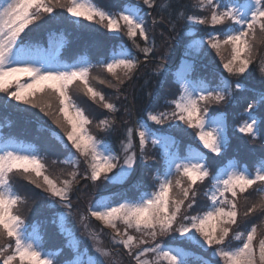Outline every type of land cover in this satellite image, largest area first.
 Here are the masks:
<instances>
[{
	"label": "snow or ice",
	"instance_id": "1",
	"mask_svg": "<svg viewBox=\"0 0 264 264\" xmlns=\"http://www.w3.org/2000/svg\"><path fill=\"white\" fill-rule=\"evenodd\" d=\"M139 2L149 9L157 6V0ZM169 6V0H164L159 7L163 12ZM192 6L207 11L208 15L186 14L180 9L173 19L169 12L166 25L169 31H175L180 20L191 22L192 26L212 27L230 22L222 33L212 32L206 37L193 38L189 49L197 53L205 47L215 50L228 75L240 77L254 63L257 45L264 43V0H231L227 4L222 0H193ZM58 9L63 11L58 12ZM65 13L81 27L98 24L117 37L122 33L131 41L132 48L143 54L145 61L156 47L155 41L150 40L145 13L139 4L125 5L120 12L112 13L93 0H0V93L4 94L6 103L16 101L17 106L37 108L52 119L63 131V136L57 132H52V136L69 149L68 155L58 162L72 168L65 178L54 177L49 174L38 150L31 146H12L10 139H0V241H8L0 242V264H56L55 258L63 252V248L46 249L39 225H26L25 219L18 214L19 206L27 200L12 183L13 174L22 175L67 209L54 221L65 236V247L73 253V258L64 264H105L104 258L110 257L111 252L102 246L98 233L88 232L95 255L85 260L86 253L80 252L79 241L64 228L72 215L71 195L82 180L93 184L101 180L113 184L126 181L135 170L138 154L145 165L150 160L155 163V157L149 158L145 154L149 143L153 148H160L163 162L160 173L153 177L158 181L155 190L137 188L138 198L122 197L121 202L114 203L104 197L91 201L87 215H80L81 222L91 217L112 229V242L127 250L135 264H189V253L184 248L166 246L161 241L162 237L173 233L177 234L173 239L210 251L217 264H264V159L257 162L252 172L238 162L229 161L213 173L204 151L189 146L186 154L181 155L179 150H172L176 147L174 138L159 128L153 131L149 125L150 121L153 125H167L181 131L194 130V139L203 149L220 155L227 148L228 137L223 119L211 115L209 108L224 103L243 85L221 77L212 86L207 81H189L187 74L182 73L177 80L179 95L170 101L172 110L147 111L146 116L136 120L133 126L124 128L118 154L111 143L90 131L92 120L73 99L72 86L77 85L84 95L107 110L110 115L97 121L96 127L100 131H111L116 125L115 114L120 109L91 81L95 79L115 89L119 98L121 86L132 80L142 61L132 48L120 43L113 45L106 60L95 65L84 58L71 64L64 63L58 55L51 54L53 49L59 53L65 47L67 40L63 33H50L47 48L24 42L22 34H26L30 26L45 19L63 18ZM85 21L89 23L85 25ZM152 23H165L163 15L154 18ZM225 51H228V57L224 55ZM94 67L102 68L112 79L93 77ZM163 69L164 65L158 64L153 72L159 73ZM259 70L264 75V59L259 63ZM147 95L151 96V93ZM258 105H264V92L247 104L244 111L249 119L238 128L240 133L253 139L258 136L260 122L252 113ZM81 158L86 165L83 174L79 170ZM114 169L118 171L113 173ZM205 180H211V186L205 192L210 203L206 210L189 215L187 213L196 205V186ZM257 184L260 187L255 191L260 193L259 199L241 213L240 198L243 196L247 201L245 193ZM257 214L261 216L259 226L253 223L246 231H234L240 227L241 217L247 223ZM119 225H123V230ZM84 226L87 228L86 224ZM232 240L239 244L231 246ZM200 259L201 264H213L212 260Z\"/></svg>",
	"mask_w": 264,
	"mask_h": 264
},
{
	"label": "trees",
	"instance_id": "2",
	"mask_svg": "<svg viewBox=\"0 0 264 264\" xmlns=\"http://www.w3.org/2000/svg\"><path fill=\"white\" fill-rule=\"evenodd\" d=\"M228 1L231 0H222L225 4ZM93 2L104 10L112 13L120 12L125 5L139 4V7L145 13V26L150 40L155 41L156 47L153 54L145 61L143 54L132 48L131 41L122 33L117 37L108 33L106 29L98 24H92L90 27H81L79 23L73 22L74 19L67 17L66 13L63 18L54 20L45 19L44 22H38L36 26H30V30L26 29V34H22V36L25 43H43L47 40L50 33H63L67 43L59 54V58L62 60L70 61L83 57L95 65L101 60H106L113 45L124 43L129 48H132L133 53L142 61L141 66L132 80L121 86L119 98H117L118 93L115 89L108 87L106 84H100L95 79L91 81L94 87L105 94L106 99L113 95V102L114 100H119V102L114 103H116L120 109L119 112L115 114V119L118 121H116V125L111 131H100L96 127L97 121L92 119V124L89 125V129L94 135L99 139L111 143L114 151L120 154L119 142L124 138V128L133 126L136 120L146 116L147 111L157 112L172 110L173 105H171L170 101L174 100L180 91L179 84L177 83L176 71L183 64V59H185L189 65L187 75L194 80L202 79L214 86L222 76H225L229 77L233 84L238 81L243 85V88L239 89V96L236 102H233L231 98H227L224 103L218 105L213 104L209 108L211 115L221 113L224 116L225 131L228 137L227 148L220 155L209 153L208 150L203 149L202 145L194 139V130L189 129L187 131H181L176 128H169L167 125H153L152 122L149 121V125L152 127L153 131L159 128L164 134L174 138L176 141L175 148L179 150L181 154L186 152L189 146L202 149L207 156V163L210 171L213 173H215L217 167L223 166L230 160L245 165L247 168H253L258 160L264 158V105H258L252 113L260 122L257 125V138L253 139L251 136L238 131L240 123L248 118V114H245L244 111L247 104L257 100L259 94L264 92V75H261L259 71L254 72V70H250L249 67L246 73H244L247 77H243L245 76L244 74L240 77H230L226 70L223 69L222 62L214 53V50L205 47L203 51L197 53L195 50L189 49V45L194 38L193 33H195V36L206 35L212 32V30L213 32L222 33L229 27L230 22L212 27L210 25L192 26L191 22L180 20L176 24L175 31H169L166 26L169 12L172 13L173 19H175V14L180 9H183L186 14L197 16L208 15V12L194 9L192 6L193 0H169L170 6L163 12L159 6L164 3V0H157V6L151 9L144 6L139 0H93ZM57 11L62 12L63 10L58 9ZM161 15H163L165 23L153 25V19ZM88 23L89 22L86 21L84 22L85 25ZM190 29H193L192 33H189ZM139 42L143 44L142 40ZM258 45H261V43ZM186 50H188L187 53ZM158 64H163L164 69L159 73H154L153 69H155ZM91 75L93 77H100L104 80L112 79V77L100 67H94ZM256 76H259L260 79ZM74 88L79 89L77 85H73L72 90ZM72 90L71 94L73 99L84 109L86 115L92 118L96 110H102L106 114L105 116H108L107 110L103 109L101 105L93 102L89 97L84 95L82 91H80L79 94H74ZM149 92L151 96L147 95ZM125 97L127 98L125 99ZM17 103L16 101H9L6 103L4 94L0 93V129L2 135L14 136L19 140L32 144L44 158V162L48 166L49 174L54 177L65 178L66 174L71 171L72 168L65 167V164L58 162L64 159L69 151L68 148H65L52 136V132L60 133L59 128L53 123L52 119L49 120L39 109L31 108L27 105L17 106ZM126 109L128 110L127 112L125 111ZM136 142L137 152L139 153L138 139ZM145 154L149 158L155 157L156 162L152 163L150 160L149 163L145 165L138 154L135 168L138 167L139 172L125 184L123 192L113 197V192L111 191L116 188L113 183L105 190L106 193L110 194V199H112L113 202L121 200L122 197H138L139 192L137 188H140L141 191L151 190L149 188L143 189V186L148 185V182L144 179L146 185H141L140 174H149L148 181L151 182L150 178L160 173L163 163L161 159V150L159 147L153 148L151 143H149ZM53 161H57V163H53ZM52 167L53 169L51 170ZM85 168L86 165L84 163L79 167L81 174H83ZM12 183L19 194L24 196L27 200L26 203L21 204L18 208V214L25 219L26 225H39V231L43 237L46 249L55 250L63 248L61 255L55 258L56 262H63L65 259L71 258L73 253L69 248L65 247V236H56L54 239V234L51 233L53 229L58 228V223L54 221H56L57 214L61 213V210H63L55 206L53 199L56 200V198H50L46 192L36 188L22 175L13 174ZM210 186L211 180H205L203 184H198L196 186V205L187 214L192 215L196 212L206 210V206L210 202L205 196V192ZM259 187V184L254 185L252 189H249L248 193H245V195L248 196L247 201H245L243 196L240 198V204H242L240 206L241 210H245L247 206L259 199L260 193L255 191V189ZM101 188H105V186H100L99 184L98 187L88 188V180H82L77 189L73 190L71 202L77 200L78 195H85V197L94 195L98 193ZM125 193H131V196ZM260 221L261 216L259 214L250 218L247 223L241 218L243 227L242 229H235V231H246L253 223L259 226ZM173 237L175 236H168L164 239H162V237L161 241H174L176 242L175 244H180L189 248L191 252L196 254L189 256V264L200 263L197 261L198 255L205 258L208 257L204 255H210L209 252H205V250H202L194 244L181 239L175 240ZM238 244L239 241H231V246H237ZM68 251L69 253L67 254ZM116 257L121 258L119 254Z\"/></svg>",
	"mask_w": 264,
	"mask_h": 264
},
{
	"label": "rangeland",
	"instance_id": "3",
	"mask_svg": "<svg viewBox=\"0 0 264 264\" xmlns=\"http://www.w3.org/2000/svg\"><path fill=\"white\" fill-rule=\"evenodd\" d=\"M229 2H231V1H228L227 3H229ZM226 3V4H227ZM71 18V17H70ZM71 19H74V18H71ZM193 32V29H190L189 30V33H192ZM212 32H213V30H212ZM212 32H209V33H207L206 35H202V36H195L194 38H196V37H206L208 34H210V33H212ZM259 35V34H258ZM48 40H49V38L45 41V42H43V43H32V44H38V45H40L41 47H44V48H47L48 47ZM257 53H256V59H255V61H254V63L252 64V65H250V70H254V72L255 71H259L260 72V70H259V63H260V61L262 60V59H264V43H261V45H257ZM214 53H215V50H214ZM214 53H211V54H214ZM261 53V54H260ZM52 55H57V53L55 52V50L53 49V51H52V53H51ZM216 54V53H215ZM224 55L226 56V57H228L229 56V53H228V51H225L224 52ZM80 58H83V57H79V58H77V59H75V60H73V61H63V60H61L60 58V60L62 61V62H64V63H68V64H71V63H73V62H75V61H77L78 59H80ZM252 66V67H251ZM188 67H189V65L186 63V60H183V64L179 67V69L176 71V78H177V80H178V78L180 77V75L182 74V73H188ZM249 70V71H250ZM246 73V72H245ZM245 75V74H244ZM262 75V74H261ZM222 77H225V76H222ZM243 77H247L246 75L245 76H243ZM258 79H260L259 78V76H256ZM226 78H228L229 79V77H226ZM187 79L189 80V81H203L202 79H196V80H194V79H192L191 77H189L188 75H187ZM73 91V93L74 94H79L80 93V89H73L72 90ZM236 94H237V96H236ZM178 95H179V93H178ZM238 96H239V90H235L234 91V93H233V96H231V97H229V98H231L232 99V101L233 102H236L237 100H238ZM112 97H113V95H111V96H109L108 97V99L110 100V101H112L113 99H112ZM113 102V101H112ZM114 102H119V100H114ZM20 106H23V105H20ZM119 112V111H118ZM86 114V113H85ZM245 114H247V113H245ZM106 114L104 113V111H102V110H96V112L94 113V115H93V117L91 118V117H89L91 120L92 119H94L95 121H99L100 119H102L104 116H105ZM107 115H109L108 113H107ZM217 116H220L222 119H223V122H224V117L221 115V114H219V115H217ZM47 118H49V120H51V118L50 117H48L47 116ZM245 120H248L247 118L245 119ZM244 120V121H245ZM116 121H118V120H116ZM243 122V121H242ZM241 122V123H242ZM241 123H240V125H241ZM224 125H225V122H224ZM239 125V126H240ZM59 134L61 135V136H63V131L59 128ZM0 139H10V143L12 144V146H16V145H22V146H25V147H27V146H31L32 148H35L34 146H32V145H30L29 143H26V142H23V141H19V140H17V139H14V138H9V137H3L2 136V133H1V130H0ZM65 139H66V137H65ZM194 148H196V147H194ZM173 151H176V148H173L172 149ZM202 150V149H201ZM71 151H75L74 149H72ZM203 151V150H202ZM186 152H187V150H186ZM186 152H184V153H180L181 155H184V154H186ZM68 155V154H67ZM234 161V160H233ZM123 162V161H122ZM229 162V161H228ZM227 162V163H228ZM83 158H81V163H80V166L79 167H81L82 165H83ZM241 167H244L245 165H242V164H239ZM65 167H71L70 165H65ZM135 167V166H134ZM137 167V166H136ZM254 168H255V166L253 167V168H248V170L250 171V172H252V171H254ZM53 169V167L51 168V170ZM118 171V169H114L113 170V173H115V172H117ZM138 172H139V168L137 167V168H135V170L131 173V175L127 178V180L126 181H124V182H122V183H118V184H114L115 186H116V188H114V190H112L111 192H113V197L114 196H116L117 194H120V193H122L123 192V189H124V186H125V184L130 180V179H132L134 176H136L137 174H138ZM140 174V173H139ZM110 175H112V174H110ZM140 177H141V182H142V184L141 185H146V182L144 181V179H146L147 180V182H148V185H146V186H143V189H147V188H149V189H151L150 191H154L155 190V186H156V184H157V182L158 181H155L154 179H153V177H151L150 179H151V182H149L148 181V179H149V174H144V173H141L140 174ZM143 178V179H142ZM99 184H100V186L102 185V186H105V188H101L100 190H99V192L98 193H96V194H94V195H90V196H87V197H85V195L83 196H79L78 195V199L77 200H74V201H72L71 203H72V205H73V208H72V215L67 219V222H66V224L64 225V228L67 230V231H70L71 233H73L74 234V237H75V239H77L78 241H79V247H80V252L81 253H86V255H84L83 256V259H85V260H87V258H88V256H91V255H95V253H94V249H93V240L89 237V235H88V232H89V230H92V231H95L96 233H98L99 235H100V238H101V241H102V246L104 247V248H106V249H108L110 252H111V256L110 257H107V258H104L105 259V264H135V262L131 259V257L128 255V253H127V250H125L121 245H117V244H114L113 242H112V239H111V235L113 234V230L112 229H110V228H108V227H105L103 224H102V222H100V221H98V220H96L95 218H91V217H89L87 220H85L84 222H81V219H80V215H81V213H84L85 215H87V209H88V205H89V203L91 202V201H94V200H96V199H99V198H101V197H104V198H109L110 199V194H108V193H106L105 192V190L107 189V187L110 185V184H112L111 182H109V181H105V180H101V181H98V182H96L95 184H93L91 181H88V188H95V187H98L99 186ZM77 187L78 186H76V188H74V189H77ZM111 187V186H110ZM109 187V188H110ZM197 190V189H196ZM146 191V190H145ZM147 191H149V190H147ZM114 192H116V193H114ZM126 195H130L131 196V193H125ZM136 198H138V197H136ZM136 198H130V197H128L127 199H136ZM54 200V203H55V206H58L59 208H61V209H63V210H61V213H63V212H66L67 211V209H65L64 207H63V205L62 204H60L59 203V201H58V199H53ZM115 202H121V200H119V201H114V203ZM242 204H240V206H241ZM240 211H241V213L244 211V210H241L240 209ZM61 213H58L57 214V216H56V220H57V218L59 217V215L61 214ZM241 218H243V217H241ZM87 225V228L84 226V225ZM120 227H121V230H123V225H119ZM242 227H243V225L241 224L240 225V229H242ZM239 228H237V229H239ZM58 229L59 228H56V229H53L52 231H51V233H53L54 234V239L56 238V236H64V235H62L61 234V231L59 230V232H58ZM29 230H31V228L29 229ZM234 231H235V229H234ZM41 234V233H40ZM133 234H135V235H138V234H136V233H133ZM177 234H175V233H173L172 234V236H176ZM166 237H168V236H165V237H163L162 239H164V238H166ZM175 240H180V239H175ZM8 241H6V240H4L3 241V243H7ZM166 246H171V247H182V248H184L188 253H189V256H191V255H195V253H193V252H191V250L189 249V248H187V247H184V246H182V245H180V244H175L176 242H174V241H169V242H163ZM205 250V252H209L210 253V255L209 256H207V255H204V256H206V257H208V258H205V257H203V256H200V255H198V257H197V261L198 262H200V263H198V264H201V259L200 258H203V259H205V260H212L213 261V264H217V261H216V258H214V257H212V254H211V252L210 251H208V250H206V249H204ZM69 253V251L67 252V254ZM120 255L121 256V258H119V257H116L117 255ZM71 258H73V256L71 257ZM71 258H69V259H71ZM69 259H65V261L66 260H69ZM149 259H151V256H149ZM65 261H63V262H56V264H64V262Z\"/></svg>",
	"mask_w": 264,
	"mask_h": 264
}]
</instances>
